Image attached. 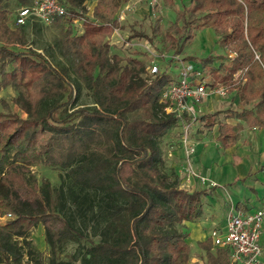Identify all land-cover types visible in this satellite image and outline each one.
I'll return each mask as SVG.
<instances>
[{
	"label": "trees",
	"instance_id": "1",
	"mask_svg": "<svg viewBox=\"0 0 264 264\" xmlns=\"http://www.w3.org/2000/svg\"><path fill=\"white\" fill-rule=\"evenodd\" d=\"M18 1L25 7L34 0ZM60 1L66 14L53 23L64 25L58 44L70 65L57 67L28 45L26 26L45 23L33 20L18 25L16 15L11 22L8 0H0V92L17 90L12 101L0 99L4 108L0 110V217H5L0 224V264H21L25 255L29 264H43V251L27 240L38 225H43L51 248L48 264L73 263L61 253L66 243L83 238L63 210L70 197L75 202L80 197L74 187L86 193L83 203L92 198L88 199L89 193L97 196L98 209L89 206L104 224L101 239L90 240L80 264H187L191 253L187 223L203 216L206 191L181 186L182 150L173 156L178 165H173L171 180L163 171L165 158L159 145L160 137L171 130L182 135V122L166 112L163 100L165 88L180 76H168V69L152 74L149 67L156 63L112 54L113 33L125 28L118 14L130 0H96L92 14L85 10L86 0ZM166 1L169 6L176 4ZM176 18L164 32L175 55L182 54L204 28L215 32L216 44L225 50L198 60L186 55L183 60L188 64L182 62V67L192 64L209 88L223 86L228 94L234 92L233 102L239 105L197 115L196 133L217 128V144L229 149L240 140L244 124L264 129V0H190ZM77 20L82 21L80 31ZM152 30L154 36L132 29L129 39L151 43L157 32L155 27ZM195 60L200 65L195 66ZM147 70L155 77L151 83L144 77ZM71 72L75 80L70 83ZM82 89L93 93L95 105L68 113ZM13 104L27 117L13 110ZM184 119L191 121L189 116ZM108 125L113 126L112 141L103 138ZM49 131L54 135L41 147V137ZM66 139L72 143L62 163L71 181L70 196L65 198L63 186L36 177L31 166L55 164V148ZM92 142L95 147L89 148ZM175 144H180L179 138L168 151ZM263 168L264 164L256 172ZM198 244L207 252L206 264L230 263L231 249L215 247L213 252L211 238Z\"/></svg>",
	"mask_w": 264,
	"mask_h": 264
},
{
	"label": "rangeland",
	"instance_id": "2",
	"mask_svg": "<svg viewBox=\"0 0 264 264\" xmlns=\"http://www.w3.org/2000/svg\"><path fill=\"white\" fill-rule=\"evenodd\" d=\"M190 0H175V5H168L166 0H130L122 9L120 10L119 14L124 12V20H122V23H124L125 28L122 30H117V33L113 35L111 38V42L118 41V43L114 42L112 54L118 53L123 58H128V56H137L138 58H144L148 65H151L152 62L156 63L159 66V72H161L164 69L167 70L168 76H173L175 79H177L178 75H180V72L182 70V62L185 64H188V62H185L183 60L186 55L193 56L195 59L202 57H206L209 53L213 54L214 56L224 54L225 50H223L220 46L216 44L217 36L215 32L211 28H204L197 31L196 37L188 42L186 44L185 51L180 55H175L174 48L172 45H170V40L165 37V30L169 28L176 20H177V14L178 11L185 5L189 4ZM96 0H86L85 2V10L88 11V13L92 10V4H94ZM9 4V13H10V21L12 22L13 17L16 15L18 9L22 6V4L19 3L18 0H8ZM139 10V12L137 11ZM10 22V23H11ZM76 27L77 30H81V24L82 21L77 20L76 21ZM156 28L157 32L155 34L154 40L150 43L148 40H140L139 38L133 39V42L135 43L134 46H129L128 49L123 48L120 46L122 41H130L129 35L132 32V29H135L137 31H144L145 33H148L150 36H154L152 28ZM64 28V25L61 23H55L45 25L42 23H30L26 26L27 30V37H28V45L39 51L46 54L53 65L57 67L62 66H69L68 60L63 56V51L60 49L58 44V39L61 30ZM118 45V46H117ZM235 56L234 53L230 52L229 58H233ZM198 60V59H197ZM217 62L215 63V66L219 64V59L216 58ZM193 64H199L198 61H193ZM204 73L207 75V80H210L212 76L209 74V72L205 69ZM238 73L236 75V78H238ZM144 77L148 79V83H151L155 79V77H151L150 73L144 74ZM71 82H74L75 75L71 72L70 77H68ZM152 78V79H151ZM223 89L224 87L221 86ZM17 90L13 87L4 89L0 92V99H7L12 101L13 98L16 96ZM234 92H231V94L227 95H220L219 93H212L210 96H207L202 102L200 103L201 107H206L205 111L207 112H215L217 110H225L227 108L233 107L236 109L239 107L238 104H235V100H233ZM207 98H209L207 100ZM94 96L91 91L88 89H82L78 96L75 98V100L70 105V111L68 113H71L74 108L79 107H92L94 106ZM13 110H16L19 112L23 117H27V115L22 112L16 105H11ZM2 102L0 100V110H3ZM205 113V112H203ZM202 113H199L200 115ZM220 117H223L221 115ZM81 119V118H80ZM79 120V119H77ZM76 120V121H77ZM200 127V125H198ZM113 126H106L105 132L103 133L104 139H111L112 141V131ZM193 129H195L193 127ZM264 130V129H263ZM258 132V131H256ZM54 134L52 132H47L42 135L40 146L43 147L44 143H47L51 136ZM181 139L179 137V134L177 133V130H171L170 132L166 133V135L160 137L159 139V145L161 146V149L163 150L164 154V166L163 171L167 173V175L173 180V165L175 163L177 164V160L174 157H170L168 155V146L173 143L177 139ZM109 141V142H111ZM96 142V141H95ZM95 142H92L89 146V148L95 147ZM72 143L71 140L66 139L61 143V146H58L55 148V161L56 163L52 166H41V165H34L31 166L32 174L35 175L38 178L46 177L50 181L53 182L55 187L64 188L65 192V198L67 195L68 188L71 186V181L68 177V168L63 166V162L66 160L67 154L66 150L68 149V146ZM106 146V145H102ZM100 146V147H102ZM220 147V146H219ZM109 148V147H108ZM223 149L222 147H220ZM219 152H223L219 149ZM76 153V151H74ZM178 153V151H177ZM78 154H76L77 156ZM175 159V160H174ZM178 165V164H177ZM260 165V164H258ZM259 167V166H258ZM181 171V170H180ZM181 175L183 176L184 180L187 179V175L181 171ZM224 181V184L228 189L233 188L234 186L232 184H229L225 181H227V177L222 178ZM241 182V181H240ZM182 187L185 189L190 190L192 187L188 185V182H182ZM74 194L79 193L80 197L77 199V202L73 201V199L70 197L69 200L66 202V206L63 209L64 215H66L69 219H71V223L76 226L83 234V238L78 240L77 242H68L63 246L62 249V255L61 257L65 260H72V264H80L79 259L84 255L85 250L90 247V240L99 241L101 238L99 236L101 230L103 229L104 224L100 222L97 217L93 216V209H98L97 206V196L93 195L92 193H89V197H92L83 203L85 194L84 192L79 191L77 187H74ZM218 189L221 191L225 190L224 186H219ZM93 199V202H92ZM93 206V209L89 206ZM5 220V217H0V224L3 223ZM212 234V233H211ZM19 241L22 242L20 238H18ZM31 243H33V246L35 248L42 247V262L43 264H48L49 259L51 258V248L47 244V241L45 240V232L43 225L35 226L31 229L30 234L28 236V239ZM264 240V238H263ZM22 244V243H20ZM23 251H26V247L23 248ZM37 258L36 254H34ZM36 260V259H34ZM31 260L28 259V257L25 255L22 259L21 264H29ZM264 262V261H263ZM30 264H35V261H32Z\"/></svg>",
	"mask_w": 264,
	"mask_h": 264
},
{
	"label": "crops",
	"instance_id": "3",
	"mask_svg": "<svg viewBox=\"0 0 264 264\" xmlns=\"http://www.w3.org/2000/svg\"><path fill=\"white\" fill-rule=\"evenodd\" d=\"M95 3L90 5V14L93 13ZM205 108L199 104L198 114L210 113ZM229 122L232 121L228 120ZM198 127H194L192 133L196 140L193 158L196 175L183 182L187 181L191 190L206 191V194L203 198V216L195 222L187 223L191 250L187 264H206L207 252L198 243L212 239L211 233L214 230L224 232L226 217L231 210L264 209V168L261 172H256L258 166L264 164V130L252 129L244 124L240 140L232 148L221 149L216 142L217 128L211 132L196 133ZM219 149L223 152H219ZM224 177L228 178L225 182L232 184L233 188L226 187L222 179ZM201 178L206 179L205 182ZM221 185L225 190L218 189ZM262 247L264 248L263 239ZM214 248L213 245V252ZM39 249L42 250V247ZM263 261L264 254L260 258V264H264Z\"/></svg>",
	"mask_w": 264,
	"mask_h": 264
},
{
	"label": "built area",
	"instance_id": "4",
	"mask_svg": "<svg viewBox=\"0 0 264 264\" xmlns=\"http://www.w3.org/2000/svg\"><path fill=\"white\" fill-rule=\"evenodd\" d=\"M66 14V8L60 0H34L32 4L20 7L16 13L15 22L25 25L29 21L36 20L45 24H51L56 17ZM120 21L124 20V12L118 14ZM116 29L113 34L117 33ZM118 41H113V43ZM112 43V44H113ZM133 41H122L120 46H134ZM150 73L158 72V66L149 67ZM180 79L165 88L163 100L167 102L166 112L175 114L182 122L180 144L169 148L168 155L173 157L177 151L184 154V166L181 169L187 179L195 176L193 158L196 153V140L193 137V122L198 115V105L212 93L226 95V89L221 86L216 89L209 88L202 76L195 70L192 64L183 66ZM185 116L191 121L187 123ZM203 182L206 179L201 178ZM227 223L224 232H212V241L215 247L231 249L230 264H260V258L264 254L262 236L264 232V209L254 211L231 210L226 217Z\"/></svg>",
	"mask_w": 264,
	"mask_h": 264
}]
</instances>
